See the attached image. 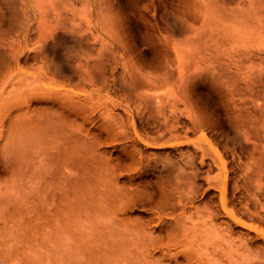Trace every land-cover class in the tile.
Masks as SVG:
<instances>
[{"label":"bare ground","instance_id":"bare-ground-1","mask_svg":"<svg viewBox=\"0 0 264 264\" xmlns=\"http://www.w3.org/2000/svg\"><path fill=\"white\" fill-rule=\"evenodd\" d=\"M17 1L9 25L17 46L0 65V264H264V182L254 178L264 179V162L244 154L251 120L230 116L233 131L219 136L203 105L207 112L182 119L173 109L155 113L147 90L169 82L171 67L130 59L114 0ZM237 3L243 24L264 31V0ZM183 74L186 95L193 73ZM161 141L186 147L177 172L135 182L142 167L135 172L129 150L134 171L120 180L110 143ZM210 189L216 201L206 200Z\"/></svg>","mask_w":264,"mask_h":264},{"label":"rangeland","instance_id":"rangeland-1","mask_svg":"<svg viewBox=\"0 0 264 264\" xmlns=\"http://www.w3.org/2000/svg\"><path fill=\"white\" fill-rule=\"evenodd\" d=\"M148 1H151L152 3L155 2L153 4H156V9L152 11L154 7H152L153 4H151V2L149 5L152 8H148ZM148 1L119 0L120 3H118L116 0L117 3H115L114 0L113 16L114 18H120L121 24L119 27H123L130 40L127 47V54H134V58L135 56L139 57H136V60H146L145 62L149 61L151 64L152 62L153 64L159 63L160 68L162 69L161 72H164L162 67L166 66L164 65L165 62H168L171 67L169 69L172 70V75L169 82H158L159 84L157 83L158 85L156 84L154 88L146 89L148 93L154 95V98L152 97L149 100L153 111L157 113L159 109H173L175 110V114H178L177 116L175 115L174 120H176L182 119V117H188L192 112H195V114L201 112L205 113L207 111H205L206 108L204 109V107H207L208 114L212 117L210 120H218L215 129L211 128L212 131L209 132L210 134L213 133L219 136L224 134V132L228 133L233 131V129H231L232 124H234L235 120L237 121L241 114H243L252 122V138L248 143V147L247 145L244 147L246 152L244 154L248 155V152L254 151L255 156H262L264 158V31L259 29V23L252 24L248 20L251 24H243L241 20L244 18V15H241L237 10L238 0H232L233 3H230V0ZM174 4H177L178 6L176 5L175 7ZM247 4L245 10L246 18L248 17L247 14L249 15L248 11L250 14L253 13V10L250 9L251 7L248 8ZM15 6H21V3L17 0H0V65L10 60V49H16L17 46L15 35L10 28V26H13L10 23V15ZM173 6L178 9V11L175 10ZM171 7L174 8L175 13L176 11L178 14L180 13V17L176 15L178 16V19H185L184 25L189 28L187 36L181 34L180 28L178 27L179 24L176 25L173 22V19H175L173 17L176 16L174 15L175 13L172 14L173 9ZM170 8L172 10H169ZM235 8L236 11L234 12ZM167 12H170V14ZM169 15L174 16H170V18ZM153 18H156L159 21L156 19L153 20ZM151 21L155 25H151ZM255 26L258 27L260 32L257 31ZM163 27L165 28L164 30ZM252 27L254 30H251ZM164 31L171 36L168 44H164L161 38L162 36H160V32L164 33ZM58 47L61 48H59V51L61 52L63 50V45L59 43ZM130 55L128 58H130ZM132 55L130 59H134L132 58ZM158 59H160V61H158ZM29 61L31 62V60ZM189 71H192L193 73L191 74L193 76L191 79L192 82L189 85L190 92L188 91L189 94L186 92V95H184L185 91H183L184 89L181 85V80L184 75L183 73ZM194 73L196 74L195 77ZM238 92L239 94L240 92L241 94L243 93V97L241 94L238 95ZM232 94H234L233 96L235 98ZM250 94L253 96L255 95V97L252 98ZM190 95L192 97H190ZM182 98L187 101H184ZM190 104H194L196 108H198L196 109L194 108L195 106H189ZM175 105H178L179 107ZM160 106L162 108H159ZM170 106H174L175 108H171ZM247 106L249 108H247ZM163 107L166 108L164 109ZM190 107L192 108L191 111H189ZM181 108H185L186 112ZM229 111L231 113L234 111V115H231V113L229 114ZM179 112L182 117L179 115ZM187 112H189L188 115H186ZM212 113H214V115H212ZM230 116H234L236 119ZM228 119H234V123ZM215 121L213 123H216ZM229 121L232 123L228 126V123H230ZM217 126H220L219 131ZM147 132L149 136L153 137L156 135L155 128H153L152 125L148 126ZM195 134H189V138L196 139L199 134ZM255 142L257 143L254 148ZM110 145L111 143L108 146L110 149L106 148L108 156H111V159L109 160L110 164L113 166L118 163L119 160V164H121V162L123 163L118 166H116L117 164L114 165L116 166L114 168L118 169V173H122L121 175H123L124 178L120 175V180L126 183L129 175L127 170L129 169L130 173V168H132L131 166H128L132 163L130 154L134 151L136 154L133 153L132 155H138V162L135 165V168L136 166L137 168H134V170H136L135 172H137V169L139 171V167H142L143 169L145 168L146 170L144 171L140 168L139 173L141 177H136V180L134 179L135 182H139L140 180L153 182L161 173L177 172L178 169L176 167L181 164V161L186 155V153H181V151L187 152L186 147L183 145H171L164 141H161V143L159 142L158 144H145L138 142V144H133L132 147L130 144L123 147L118 142L113 143L112 146ZM248 149L250 150L248 151ZM136 156H134V160L136 159ZM139 156L144 158L142 159ZM114 158H116V161ZM263 158L261 162H264ZM141 160L143 161L141 162ZM125 162L126 164H124ZM143 164L144 166H141ZM123 165L129 167H126V172L125 166ZM145 166H147V168ZM110 170L111 169L109 168L108 171ZM131 170L134 171L133 168ZM141 171H144L145 173L143 172V174ZM254 178L259 182L257 184L264 182L263 178H261L263 179L262 181H260V177ZM199 182H201V189L207 186L202 178L198 179V183ZM262 185L264 186V183H262ZM208 192L207 196L211 199L206 197V200L209 199L216 201V191L210 189ZM235 230L237 233L241 230L243 231L240 227H236Z\"/></svg>","mask_w":264,"mask_h":264}]
</instances>
